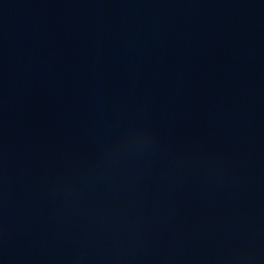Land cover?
Wrapping results in <instances>:
<instances>
[{
	"label": "water",
	"instance_id": "water-1",
	"mask_svg": "<svg viewBox=\"0 0 264 264\" xmlns=\"http://www.w3.org/2000/svg\"><path fill=\"white\" fill-rule=\"evenodd\" d=\"M0 264H264V0H0Z\"/></svg>",
	"mask_w": 264,
	"mask_h": 264
}]
</instances>
